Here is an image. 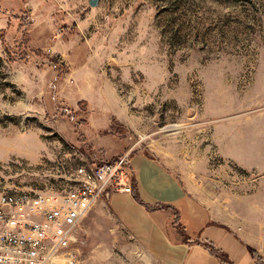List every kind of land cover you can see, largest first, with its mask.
Instances as JSON below:
<instances>
[{
	"label": "rangeland",
	"instance_id": "374dc122",
	"mask_svg": "<svg viewBox=\"0 0 264 264\" xmlns=\"http://www.w3.org/2000/svg\"><path fill=\"white\" fill-rule=\"evenodd\" d=\"M123 156L173 176L188 224L211 225L202 242L170 211L171 243L264 264V0H0V195L62 192ZM132 196L87 215L83 264H155L112 210L149 241ZM182 264L210 262L193 248Z\"/></svg>",
	"mask_w": 264,
	"mask_h": 264
},
{
	"label": "built area",
	"instance_id": "2783aa9c",
	"mask_svg": "<svg viewBox=\"0 0 264 264\" xmlns=\"http://www.w3.org/2000/svg\"><path fill=\"white\" fill-rule=\"evenodd\" d=\"M128 156L82 166L69 189L0 195V264H83L77 250L87 215L102 200L132 195Z\"/></svg>",
	"mask_w": 264,
	"mask_h": 264
},
{
	"label": "crops",
	"instance_id": "0c3cea01",
	"mask_svg": "<svg viewBox=\"0 0 264 264\" xmlns=\"http://www.w3.org/2000/svg\"><path fill=\"white\" fill-rule=\"evenodd\" d=\"M130 163L136 177L137 194L146 205L153 207L157 203H164L165 205L171 206L173 209L180 212L181 223L183 224L185 231L187 233H189L190 230L192 231L190 232L193 235L188 234L189 236H194V234H197V232L198 234L199 232L202 233L205 228L207 229L211 226H208L207 223L203 225L201 221H199L198 223V219L189 220L190 222L193 221L196 226H190L188 224L185 215L183 214V203L186 195L180 183L173 176L162 170L160 167H157L156 165L143 159H136L133 162L131 161ZM153 187L156 188L157 191L159 190V192L154 194L153 192L156 191H153ZM132 198H134V196H132ZM111 200L112 195L110 196L108 202L110 203ZM133 200L145 210V213H143L145 214V217L152 220L151 224L153 234L149 241L137 237L136 231L137 229H139L138 226H136V224H128L127 218L122 214L121 211H117L115 208L112 210L122 221L129 234L134 239L136 238V240L140 242L142 247L150 252V256L152 257L155 264H182L184 262L186 254L193 248H199V250H202L204 255L208 258L210 264H224L218 258H214L213 256H211L208 251L209 249H205L204 247L200 248L201 245L197 247L187 244L186 242H179L178 240L176 241V243H171L170 239L168 238L166 228L167 221L171 218L170 211L159 209L148 210L145 206L136 201L135 198ZM203 240L205 239L202 238L201 235L200 241L203 242Z\"/></svg>",
	"mask_w": 264,
	"mask_h": 264
},
{
	"label": "trees",
	"instance_id": "16d2710c",
	"mask_svg": "<svg viewBox=\"0 0 264 264\" xmlns=\"http://www.w3.org/2000/svg\"><path fill=\"white\" fill-rule=\"evenodd\" d=\"M133 192H137L136 191V181L134 182V188H133ZM136 201H138L140 204H142L143 206H145L148 210H154V209H159V210H167V211H174L175 209H173L171 206L165 205V206H161L160 208H154V207H150L149 205H146L139 196L135 197ZM176 211V210H175ZM210 250L212 252V255H214L216 258H218L219 260H221L224 264H233L232 261L227 257L226 254H219V252L216 251V249L211 248ZM251 257L257 262L256 260V256L253 252H250Z\"/></svg>",
	"mask_w": 264,
	"mask_h": 264
},
{
	"label": "water",
	"instance_id": "95a60500",
	"mask_svg": "<svg viewBox=\"0 0 264 264\" xmlns=\"http://www.w3.org/2000/svg\"><path fill=\"white\" fill-rule=\"evenodd\" d=\"M91 5L92 6H95L96 5V2L95 1H91Z\"/></svg>",
	"mask_w": 264,
	"mask_h": 264
}]
</instances>
